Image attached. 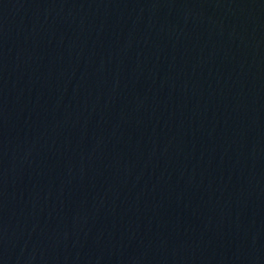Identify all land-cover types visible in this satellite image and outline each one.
<instances>
[{
    "label": "water",
    "instance_id": "water-1",
    "mask_svg": "<svg viewBox=\"0 0 264 264\" xmlns=\"http://www.w3.org/2000/svg\"><path fill=\"white\" fill-rule=\"evenodd\" d=\"M0 264H264V0H0Z\"/></svg>",
    "mask_w": 264,
    "mask_h": 264
}]
</instances>
